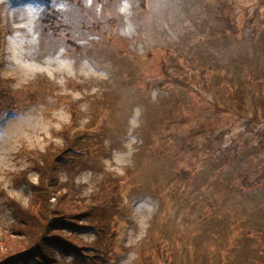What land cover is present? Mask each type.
Masks as SVG:
<instances>
[{"label":"rangeland","instance_id":"374dc122","mask_svg":"<svg viewBox=\"0 0 264 264\" xmlns=\"http://www.w3.org/2000/svg\"><path fill=\"white\" fill-rule=\"evenodd\" d=\"M8 107L0 261L36 160L78 132L49 200L95 205L76 233L100 253L57 264H264V0H0Z\"/></svg>","mask_w":264,"mask_h":264},{"label":"trees","instance_id":"16d2710c","mask_svg":"<svg viewBox=\"0 0 264 264\" xmlns=\"http://www.w3.org/2000/svg\"><path fill=\"white\" fill-rule=\"evenodd\" d=\"M256 108V103L253 102L252 117L249 119L247 116V120H256ZM261 121L264 122L263 119ZM255 130L253 133L255 132L256 135ZM261 133L264 138V132ZM79 136L78 132H74L73 136L66 134L69 145L59 147L51 154L48 153L47 156L40 158V162L36 160L34 167L39 175V181L37 184H30L31 189L34 190L32 201L26 208L16 206L13 210L15 226L19 228L23 236L27 237V240L25 243L22 242L21 249L0 261V264H55L57 262L55 252H71L74 257L81 258L84 256V250L91 247L95 248V254L100 253L96 249V244L86 245L76 233L82 223L81 219L97 216V210L93 209L95 205L88 204L77 197L72 198L69 191L63 190L56 193L55 202L49 200L52 192H56L57 183V177L52 170L53 162L56 159H67L69 155L76 157V154L81 153L82 148L75 147ZM43 182L45 183L42 184ZM47 186L52 187L53 191H50Z\"/></svg>","mask_w":264,"mask_h":264}]
</instances>
